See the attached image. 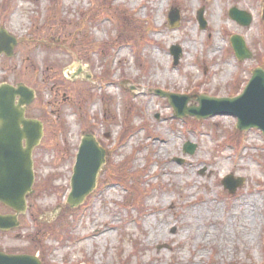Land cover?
<instances>
[{"label": "rangeland", "instance_id": "1", "mask_svg": "<svg viewBox=\"0 0 264 264\" xmlns=\"http://www.w3.org/2000/svg\"><path fill=\"white\" fill-rule=\"evenodd\" d=\"M233 7L251 14L249 27L229 18ZM263 7L264 0H0V27L18 42L0 68L26 80L45 122L35 193L19 227L0 234V251L40 264H264L261 132L236 130L232 116L174 118L154 94H241L251 72L264 69ZM233 35L251 59L236 60ZM172 46L180 49L176 65ZM88 134L105 163L71 208L75 158ZM186 143L193 154L183 152ZM229 175L242 180L233 195L221 184Z\"/></svg>", "mask_w": 264, "mask_h": 264}, {"label": "water", "instance_id": "2", "mask_svg": "<svg viewBox=\"0 0 264 264\" xmlns=\"http://www.w3.org/2000/svg\"><path fill=\"white\" fill-rule=\"evenodd\" d=\"M229 18L240 27L247 28L252 23L251 14L233 7L228 12ZM264 19V7L262 12ZM178 21V13L171 12L168 16L170 27ZM197 21L200 29L206 26L203 18V9L197 12ZM230 44L238 62L252 58L251 51L245 41L237 35L230 37ZM17 41L6 30L0 28V54L12 57ZM174 64L180 58V49L177 46L170 48ZM78 73L74 74L72 78ZM156 95L165 98L171 106L176 118L193 117L196 120H204L214 116H232L236 118V129L246 132L257 129L264 137V69L255 68L242 93L234 98H213L205 95L189 96L166 93L155 90ZM19 98L15 105V98ZM34 100V93L23 84L16 87L2 85L0 87V125L8 126V119L14 118L20 121L24 130L18 131V136L7 134L0 139V203L15 211V215H0V230L8 231L18 226L17 216L25 213V197L31 194L33 184L32 163L30 152L37 146L43 136L42 124L38 121H26L23 119L25 106ZM190 101L197 106L187 107ZM5 133H2L4 137ZM27 142L23 151L21 141ZM195 145L186 143L183 152L193 154ZM106 151L99 145L93 135H85L79 145L75 165L71 177V192L67 197V204L74 208L80 205L84 198L95 187L96 178L102 165L105 163ZM179 163H182L179 160ZM221 184L230 194L242 185V180L235 181L231 175L225 177ZM0 264H40L36 257L28 255H7L0 252Z\"/></svg>", "mask_w": 264, "mask_h": 264}, {"label": "flooded vegetation", "instance_id": "3", "mask_svg": "<svg viewBox=\"0 0 264 264\" xmlns=\"http://www.w3.org/2000/svg\"><path fill=\"white\" fill-rule=\"evenodd\" d=\"M1 59L7 60V57L4 54H1L0 55V63L2 62ZM3 69L4 68H0V74L5 73L6 76L4 78L0 77V87L2 85H10L12 87H16L20 83H24V84L26 83V80H22V79L15 80L12 75H11V78H9L10 74H6V71H3ZM10 80H12V81H10ZM18 100H19L18 97L15 98V105L18 104ZM34 105H36V102H30L27 106L23 107L24 108L23 119L26 121H39V122H41L43 125V139H44L45 138V126H44L45 122L41 119L36 118L37 116H35V110L33 108ZM8 122H9L8 126L1 127V125H0V139L5 138L4 139L5 144H7V134L18 136L19 135L18 131H20L22 133V131L24 130V127L22 124H20V121H18V120L16 121L14 118H11V119H8ZM2 133H5L4 137H2ZM43 139L40 142V144L37 147L33 148L30 152V158H31L32 169H33V187H32L33 190H34V184H35V181L37 178V176H36V167H37L36 155H37L39 148L42 145ZM21 143H22L23 151L26 150L27 142L25 140H22ZM34 193H35V190L33 191L32 195H29L26 197L27 205H29L28 203L31 200V198L33 197ZM28 208H29V206H28ZM0 209L6 210V212L0 213L1 215H11L12 214V210H10L6 206L2 205L1 203H0ZM0 234L7 235L8 232H0Z\"/></svg>", "mask_w": 264, "mask_h": 264}, {"label": "bare ground", "instance_id": "4", "mask_svg": "<svg viewBox=\"0 0 264 264\" xmlns=\"http://www.w3.org/2000/svg\"><path fill=\"white\" fill-rule=\"evenodd\" d=\"M219 48L220 47V44H217L216 48ZM107 230H104L102 231L101 229H95L94 233L96 234L95 236H98V235H103L104 233H106Z\"/></svg>", "mask_w": 264, "mask_h": 264}, {"label": "trees", "instance_id": "5", "mask_svg": "<svg viewBox=\"0 0 264 264\" xmlns=\"http://www.w3.org/2000/svg\"><path fill=\"white\" fill-rule=\"evenodd\" d=\"M99 47V46H98ZM98 47H95V49H94V46H93V51H95V52H98L99 50H100V47L98 48ZM61 150V149H60ZM118 174H119V172H118ZM117 179H120L119 177H117ZM122 179V178H121ZM120 181V180H119Z\"/></svg>", "mask_w": 264, "mask_h": 264}]
</instances>
